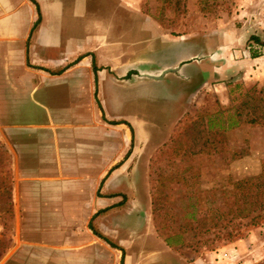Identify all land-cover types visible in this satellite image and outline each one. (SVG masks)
Masks as SVG:
<instances>
[{"label":"rangeland","instance_id":"rangeland-1","mask_svg":"<svg viewBox=\"0 0 264 264\" xmlns=\"http://www.w3.org/2000/svg\"><path fill=\"white\" fill-rule=\"evenodd\" d=\"M68 1L61 21L64 33L79 44L103 40L98 72L115 73L118 80L101 78L103 106L114 116L139 122L153 137L146 150L150 206L147 214L141 213L146 232L169 238L175 247L220 255L213 264H264V217L257 225L241 226L233 237H225L228 226L205 231L216 212L224 217L218 225L230 216V193L227 199L224 193L228 183L264 174V46L249 42L251 36L264 42V0H130L126 8L121 1L81 0L77 12ZM252 51L259 53L257 60L250 57ZM100 62L116 70L112 73ZM174 65L176 71L160 80L142 77L148 67ZM43 93L53 94L44 109L36 115L16 109L14 117L30 125L47 118L48 109L67 111L62 120L72 129L64 132L61 146L78 162L80 148L103 139L88 117L76 113L82 95L57 84ZM132 130L134 149L145 137L141 141L144 132ZM135 165L132 181L144 203L141 162ZM16 182L0 141V264H48L51 260L26 257L28 251L38 255L30 244L42 243L46 236L37 228L30 232L29 223L39 212L27 209L28 195L13 194ZM131 212L117 221L116 233L140 242L145 226L136 210ZM185 226L203 228L182 233ZM135 245L130 251L142 249ZM147 247L159 258L174 250L153 245L150 238Z\"/></svg>","mask_w":264,"mask_h":264},{"label":"crops","instance_id":"crops-1","mask_svg":"<svg viewBox=\"0 0 264 264\" xmlns=\"http://www.w3.org/2000/svg\"><path fill=\"white\" fill-rule=\"evenodd\" d=\"M80 1L71 0L72 12L78 11ZM115 1H121L126 8L130 0ZM67 2L0 0V141L10 155L12 175L17 180L13 194L28 195L27 209L39 212L35 221H29L30 232L37 228L38 234L46 236V241L30 244L38 255L28 251L26 257L56 261L54 264H133L132 260H140L138 264H213L220 255L198 254L186 245L171 247L174 250L168 249L169 255L161 258L158 252L149 251V238L153 245L168 246L153 230L151 235L146 232L141 216L150 206L146 150L153 137L139 122L114 116L103 106L101 78L118 80L115 73L98 72L96 59L99 61V54L105 52L103 40L92 38L79 44L64 33L61 21ZM100 65L112 73L116 70L109 62ZM175 66L148 67L145 75L151 76L147 79L160 80L166 70ZM56 84L62 90L75 89L82 95L78 104L82 108L76 113L88 117L103 138L95 141L96 146L80 148L78 162L65 155L61 146L64 132L72 129L62 120L67 111L48 109L47 118L30 125L20 124L13 115L16 109L36 115L37 109H44L42 105L53 96L44 90ZM19 100L25 103L17 104ZM101 110L108 123L102 120ZM132 129L144 132L141 141L145 137L134 149ZM137 161L141 162L139 181L144 203L138 199L132 181ZM134 210L145 226L140 242L116 233L117 221ZM134 244L142 249L130 251Z\"/></svg>","mask_w":264,"mask_h":264},{"label":"trees","instance_id":"trees-1","mask_svg":"<svg viewBox=\"0 0 264 264\" xmlns=\"http://www.w3.org/2000/svg\"><path fill=\"white\" fill-rule=\"evenodd\" d=\"M249 42H252L254 45L260 47L264 46V42H262L260 37L258 36H251L249 38ZM258 54H259L258 52L252 51L250 57L256 58L259 56ZM92 67L93 70L95 71V63L93 60H92ZM229 185L231 186V189L228 188ZM228 186L224 190V193L227 194L225 198L227 199L228 193H230L229 198H231L227 210V214H229L230 216L227 219L226 224L218 225V221L220 219L223 220L224 217L223 214L216 212L215 215L213 216L214 222L212 223V225L209 226V228H205V231L207 232L211 228L223 229L226 226H228L230 227V230L226 233L225 235L226 238L233 237L234 235H236L238 233L237 231L241 226L257 225L258 222L262 219V217H264V174L258 175L257 177H253V178L230 182L228 183ZM248 197H250V200H247ZM249 202H251L250 205L253 206L252 208H247L248 207L247 203ZM244 219H247V221L242 223L241 220ZM201 228H203V226ZM200 229L198 226L196 227L185 226V227H181L180 231L183 233L186 230L197 231ZM93 232L96 236L107 242V240L103 236L97 234L95 231ZM164 241L166 245L170 247L175 246V243L174 242L172 243L169 238H164ZM108 244L113 248H117L116 246H114L109 242ZM120 264H122V262Z\"/></svg>","mask_w":264,"mask_h":264},{"label":"water","instance_id":"water-1","mask_svg":"<svg viewBox=\"0 0 264 264\" xmlns=\"http://www.w3.org/2000/svg\"><path fill=\"white\" fill-rule=\"evenodd\" d=\"M175 71H176L175 69H172V70H166L165 73H166V72H172V73H173V72H175ZM142 77H145V78H151V76H149V75H142ZM158 78H159V77H158Z\"/></svg>","mask_w":264,"mask_h":264}]
</instances>
